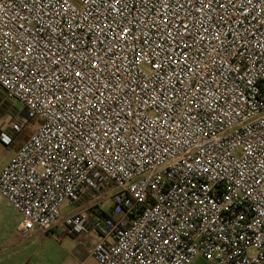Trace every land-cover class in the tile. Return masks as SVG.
Listing matches in <instances>:
<instances>
[{
	"label": "built area",
	"instance_id": "1",
	"mask_svg": "<svg viewBox=\"0 0 264 264\" xmlns=\"http://www.w3.org/2000/svg\"><path fill=\"white\" fill-rule=\"evenodd\" d=\"M0 89L40 122L0 171L20 233L264 264V0H0Z\"/></svg>",
	"mask_w": 264,
	"mask_h": 264
},
{
	"label": "crops",
	"instance_id": "2",
	"mask_svg": "<svg viewBox=\"0 0 264 264\" xmlns=\"http://www.w3.org/2000/svg\"><path fill=\"white\" fill-rule=\"evenodd\" d=\"M14 138H16V136ZM22 143V140H20L11 150H7V159H4L3 163L0 165V171L13 157L15 151ZM19 220V214L0 198V228L4 229L3 232L0 233V264H52L49 242H54L52 237L55 235L58 237H67L68 235L61 231L54 233L49 232L46 234L41 232H28L22 234L17 230ZM80 235L82 236L81 242H90L89 249L79 246L80 248L76 250V254H78L81 260L80 263L84 264L92 259L95 260L90 252L99 240V237L95 240L90 237L89 234H79L75 236L78 237ZM192 264L211 263L201 258H196Z\"/></svg>",
	"mask_w": 264,
	"mask_h": 264
},
{
	"label": "rangeland",
	"instance_id": "3",
	"mask_svg": "<svg viewBox=\"0 0 264 264\" xmlns=\"http://www.w3.org/2000/svg\"><path fill=\"white\" fill-rule=\"evenodd\" d=\"M1 96L2 90L0 89V97ZM17 120L22 123L21 132L16 135V138L13 139L12 143L8 145L0 141V165L3 163L4 159H7V150H11L12 147L18 144L20 140L24 142L40 124L36 117L26 115L22 104L18 101H3L0 105V131H5L10 122H15ZM110 206L111 200H107L103 204V209L107 210ZM69 209L71 208L67 205V203H64L61 207L62 213H65ZM3 230L4 229L0 228V233H2ZM89 236L95 240L98 239V236L95 233H90ZM81 237V235L78 237L69 235L67 237H58L56 235L52 237L54 242H49L50 259L52 264H81V260L79 259L78 254H76V250L80 248L79 246H83L82 248L86 249L90 248V242H81ZM84 264H96V260L92 259Z\"/></svg>",
	"mask_w": 264,
	"mask_h": 264
},
{
	"label": "snow or ice",
	"instance_id": "4",
	"mask_svg": "<svg viewBox=\"0 0 264 264\" xmlns=\"http://www.w3.org/2000/svg\"><path fill=\"white\" fill-rule=\"evenodd\" d=\"M3 139H4V141H5V142H7V140H8V138H7V137H4Z\"/></svg>",
	"mask_w": 264,
	"mask_h": 264
}]
</instances>
